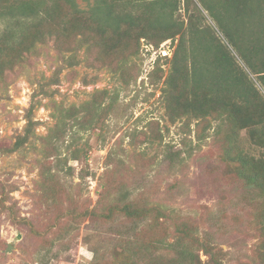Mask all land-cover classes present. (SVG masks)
<instances>
[{"label":"rangeland","instance_id":"obj_1","mask_svg":"<svg viewBox=\"0 0 264 264\" xmlns=\"http://www.w3.org/2000/svg\"><path fill=\"white\" fill-rule=\"evenodd\" d=\"M74 1L87 13L94 0ZM185 1L174 17L187 26ZM61 3L47 0L55 10L43 42L0 74V264H142L156 247L177 257L159 239L183 248L187 264H208L201 245L224 264H264L261 199L236 160L264 162L262 105L230 91L226 109L188 118L170 108L163 83L178 37L157 45L133 30L119 39L124 25L101 35ZM8 22L0 18V31ZM19 136L27 139L10 151ZM131 202L137 212L123 209Z\"/></svg>","mask_w":264,"mask_h":264},{"label":"trees","instance_id":"obj_2","mask_svg":"<svg viewBox=\"0 0 264 264\" xmlns=\"http://www.w3.org/2000/svg\"><path fill=\"white\" fill-rule=\"evenodd\" d=\"M59 1L62 2L60 7L68 6L74 16L85 14L87 27L96 28L101 35L108 30L117 32L124 25L126 28L119 34V39L133 30L138 31L136 39L147 38L157 45L167 40L176 41L178 37L170 74L163 82L167 85V103L173 110L181 105L180 111L184 110L183 114L188 118H204L208 113L207 106L224 104L226 109L225 99L231 91L245 104L255 100L264 111V0H186L187 26L183 20L177 21L174 17L179 0L175 1L177 5L170 0H94L87 13L78 9L74 0H54V3L59 4ZM48 7L47 0H0V18L9 21L0 31V74L36 41L43 42L53 17L51 10H55ZM200 7L217 20L222 35L205 27L206 18ZM5 51L9 53L7 61L2 58ZM207 68L212 69V77ZM182 97L185 99L179 104ZM230 103L228 110L239 112L238 108H233L238 107L237 102ZM263 119L261 116L255 123L260 124ZM238 120L241 127L251 122L250 117ZM29 126H32L31 122ZM26 139V136H19L10 151L22 146ZM236 160L240 167L237 174L245 182L246 189L255 188V199H261L259 208H255V225L262 238L259 247L264 262V162L255 164L243 155ZM134 204L126 203L123 209L129 213L137 212L138 207ZM156 242L163 247L166 244L177 257L158 252L156 246L153 251L146 247L150 252L144 259H139L142 264H187L185 258L179 259V254L186 252L177 243H163L161 239ZM201 246L209 257L208 264H224L214 248ZM221 256H224L222 251ZM136 260L122 256L121 264H139Z\"/></svg>","mask_w":264,"mask_h":264},{"label":"water","instance_id":"obj_3","mask_svg":"<svg viewBox=\"0 0 264 264\" xmlns=\"http://www.w3.org/2000/svg\"><path fill=\"white\" fill-rule=\"evenodd\" d=\"M10 246L8 247V252H9Z\"/></svg>","mask_w":264,"mask_h":264}]
</instances>
